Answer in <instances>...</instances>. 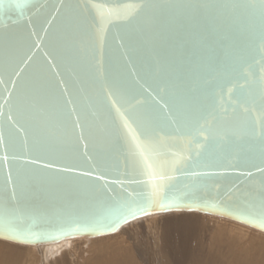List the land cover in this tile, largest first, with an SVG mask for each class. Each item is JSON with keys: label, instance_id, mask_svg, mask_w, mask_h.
<instances>
[{"label": "water", "instance_id": "water-1", "mask_svg": "<svg viewBox=\"0 0 264 264\" xmlns=\"http://www.w3.org/2000/svg\"><path fill=\"white\" fill-rule=\"evenodd\" d=\"M8 2L4 0L5 4ZM69 7L87 29L75 34V43L82 57H95L93 63L101 72L110 65L113 74L125 73L153 96V88L159 83L181 93L189 103L203 105L200 124L207 131L196 143L189 144L190 137L170 127L161 133L165 138L162 155L145 156L149 163L156 160L168 169L175 166L207 175L194 177L169 171L174 177L166 181L171 186L166 192L170 206L162 207L161 201L154 199L148 214L130 218L115 231L75 230V225L58 219L63 212L106 210L103 199L83 207L87 198L79 194L80 185H107L113 197L146 200L152 184L160 181L147 174L139 155H133L128 146L108 155L96 169L98 153L105 143L103 133L94 127V140L87 138L89 129L84 132L86 139L77 140V129L59 153L47 148L32 150V138L21 131L14 149L17 158L13 159L5 124L4 142L0 143V193L10 192L22 174L30 195L15 202L22 217L17 229L36 235L19 238L0 228V240L39 246L74 238L91 239L114 234L137 219L173 212L215 216L264 233V217L258 209L264 193V175L254 167H264L260 158L264 149V40L260 35L258 0H26L22 9H5L0 14V46L9 35L27 37L37 32L45 37L44 30L49 37L58 34ZM89 34L94 35L90 38ZM33 51L37 62L51 59L45 56L48 49L43 44ZM56 71L62 72L56 80L67 81L61 87L76 98L75 106L87 113L86 123L92 125L96 119L93 97L99 90V79L92 88L79 68ZM3 79L6 81L7 77ZM6 87L11 85L0 83V104L8 96ZM56 128L54 135L59 136L58 124ZM73 147L78 153L75 158ZM196 152L203 155L199 166L195 161L181 159L184 155L195 156ZM6 154L9 160L4 162ZM33 160L36 162L31 163ZM174 161L178 163L174 165ZM46 163L53 167L44 169ZM65 166H74V170L60 172ZM84 170L95 171L88 179H78ZM249 171L252 176L247 175ZM98 174L104 175L103 181L96 180Z\"/></svg>", "mask_w": 264, "mask_h": 264}, {"label": "snow or ice", "instance_id": "snow-or-ice-1", "mask_svg": "<svg viewBox=\"0 0 264 264\" xmlns=\"http://www.w3.org/2000/svg\"><path fill=\"white\" fill-rule=\"evenodd\" d=\"M25 3L26 0L23 2L9 0L5 4L4 0H0V14L5 9H22ZM258 3L262 22L260 35L264 40V0H258ZM100 15L103 16L102 10ZM44 31L45 37H40L37 32H31L27 37L9 35L3 38L2 46H0V83L11 85V88H5L8 96L4 98V103L0 104V143L4 142L6 124L7 142L9 148L13 149V159L17 158L14 149L17 136L21 131L25 136L32 138V150L39 151L47 148L52 153H59L64 150L65 142L70 140L77 129H80L77 140L86 139L84 136L86 129H89L87 138L94 140L95 135L91 130L94 127L103 133L105 143V147L98 153L96 169L101 167L108 155L118 151L122 146H128L133 155H139L147 174L152 179L160 181L159 184H152V190L148 193L146 200L113 197L109 195L107 185L96 183L80 185L79 194L87 198L83 207H88L93 200L103 199L106 210L100 213L68 210L58 219L75 225V230L115 231L121 223H126L130 218L148 214V208L154 199H159L162 207L170 206L166 192L171 186L166 181L174 177L168 174L169 171H180L184 175L194 177L207 175V173L175 166L168 169L156 160L149 163V157L145 156V153L155 157L162 155L165 138L161 136V133L170 127L190 137L189 144L196 143L207 131L200 124L203 118V105L195 106L189 103L181 93L169 90L159 83L153 88L156 93L153 96L146 88L138 86L137 81L130 80L125 73L113 74L110 65L101 72L97 64L93 63L95 57L90 59L82 57L75 43V34L86 32L87 29L77 20L70 7L65 11L64 23L59 28L58 34L49 37L47 30ZM89 35L91 38L94 34ZM33 36H36L37 40H33ZM42 44L48 49L45 56L51 59L37 62L33 49H39ZM69 68L72 70L79 68L92 88L96 87L99 79V90L93 97L96 119L92 125L86 123L87 113L75 106L76 98L70 97L67 89L61 87V83L67 84V81L56 80V76L62 75V72L56 71L57 69ZM5 76L6 81L3 79ZM261 94H264V91ZM57 124L59 136L54 135ZM205 139L208 138L205 137ZM72 155L74 158L78 155L75 147L72 149ZM84 155L87 156V152ZM260 158L261 164L264 165V149L261 150ZM181 159L195 161L199 166L203 162V155L201 152H196L195 156L184 155ZM8 160L9 156L4 155L3 161ZM35 162L31 161V163ZM173 163L175 165L178 161ZM43 167L51 169L53 164L46 163ZM254 167L261 175H264V167L255 165ZM73 170L74 166H65L60 169V172L71 173ZM94 171H81L78 179H88L93 176ZM247 175L252 176L253 173L249 171ZM104 178L103 174L96 175L97 181H103ZM41 179L49 183L55 182L52 178ZM8 182H12L11 173H9ZM117 182L124 181L111 183ZM29 195L23 183L22 174L18 175V180L10 192L0 193V228L16 233L19 238L36 235L31 232H20L17 229L22 217L18 213L15 202L21 197L27 199ZM258 209L259 215L264 217V193L261 194Z\"/></svg>", "mask_w": 264, "mask_h": 264}, {"label": "rangeland", "instance_id": "rangeland-1", "mask_svg": "<svg viewBox=\"0 0 264 264\" xmlns=\"http://www.w3.org/2000/svg\"><path fill=\"white\" fill-rule=\"evenodd\" d=\"M184 213L191 215L192 224L186 226L185 230L178 234V231H176L178 227L175 224L172 225V223ZM221 220L225 222H221ZM228 222L236 223L196 212L148 216L124 225L114 234L91 239L80 238V240L73 241L72 247H70V250H73L71 257L72 261L78 262V264H86L92 261L97 263L100 260L113 263L119 253L125 252L126 254L123 253L125 257L122 259L127 264H175V261H178L182 255L181 264H186L185 262L183 263L186 258L183 255L189 258L202 254V256L209 257L213 255L212 257L219 258L216 264H231L233 257L236 256L237 258L240 255H237V253H239L238 251L241 250V247H245L248 244V250L250 249L248 254L252 258L259 256L258 258L261 257L260 259L264 261V233L236 223L246 230L243 241H239L240 239L231 234L226 227L220 226H228ZM229 225L230 227L233 226V224ZM176 241L179 243L177 244ZM0 242L1 246H3L4 242L22 247L15 251L19 254L21 261L25 258L23 264H41L42 260H44V258L42 259V254L39 253L40 250L37 249L43 245L27 248L30 246L2 240ZM3 247L6 248L5 246ZM210 247L212 249H209ZM120 250L123 252H120ZM29 253L30 256L28 257ZM178 255L180 256L177 257ZM62 256L68 257L64 252ZM56 257L49 258L50 264L55 262L54 259ZM63 260L64 262L61 264L70 263L68 258H63Z\"/></svg>", "mask_w": 264, "mask_h": 264}, {"label": "bare ground", "instance_id": "bare-ground-1", "mask_svg": "<svg viewBox=\"0 0 264 264\" xmlns=\"http://www.w3.org/2000/svg\"><path fill=\"white\" fill-rule=\"evenodd\" d=\"M173 213H181V212H173ZM209 218H212V217H209ZM209 221H210V219H209ZM221 222H225V221L221 220ZM173 224H175L178 227L176 229V231H178V234H181L182 231L185 230L186 226H189L190 224H192V217L190 214L184 213L179 218H177L176 221L172 223V225ZM229 224H233V226L230 227ZM229 224H228V226L227 225H220V226L226 227L231 234H234L235 236H237L240 239L239 241H243V238L245 235L244 233L246 230H244L242 227H240L241 225H238L236 223H229ZM169 227H172V226H169ZM177 236H179V235H177ZM78 239L80 240V238L62 240L60 242L53 243V244H45L42 247L39 245L40 247L37 249L40 250L39 253L42 254V259L44 258V260H42L41 264H50L49 258L53 257V256H57L54 259L55 262L53 264H61L62 262H64L63 258H68L70 260V263H67V264H78V262L76 263V262L72 261L71 252H73V250L72 249L70 250V247H72V244H73L72 242L73 241L75 242V240H78ZM176 242L178 244L180 242V240H179V242L178 241H176ZM2 245L5 246L6 248H4L3 246L0 245V264H23V260L25 258L21 261L19 259V254L15 251V250H18L22 247L11 245L9 243H4V242ZM23 246H25V245H23ZM32 247L34 248L36 246H30L27 248H32ZM237 248H239V247H237ZM209 249H212V247H210ZM239 250H240V248H239ZM21 251H24V250H21ZM237 251H238V249H237ZM237 251H236V253H237ZM240 251H238L239 253H237V255L240 254L237 258H236V256L233 257L231 264H264V261L260 259L261 257L258 258L259 256H255L254 258H252L248 254V252L250 251V249L248 250V244L245 247H241ZM63 252L68 257L62 256ZM120 252H123V251L120 250ZM123 253H125V252H123ZM123 253H119V255L116 256L115 262H113V263L100 260V261H97V263H95V261H92V262H89L86 264H109V263L110 264H127V262L122 259L125 257V254H126V253L125 254H123ZM29 256H30V253H29L28 257ZM179 256L180 255H178L177 257H179ZM181 256L179 257L178 261L177 260L175 261V264H181ZM183 256L186 257L185 260L183 261V263L185 262L186 264H216L217 261H219V258L212 257L213 255L208 257V256H202V254H199L197 256H191L189 258H187L186 255H183ZM51 262H53V261L51 260Z\"/></svg>", "mask_w": 264, "mask_h": 264}]
</instances>
